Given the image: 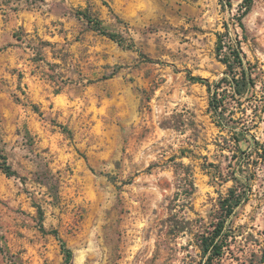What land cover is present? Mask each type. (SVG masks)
<instances>
[{
    "label": "rangeland",
    "instance_id": "374dc122",
    "mask_svg": "<svg viewBox=\"0 0 264 264\" xmlns=\"http://www.w3.org/2000/svg\"><path fill=\"white\" fill-rule=\"evenodd\" d=\"M246 2L0 0V264H65L56 233L70 264H198L248 169L224 264L264 246V162L218 145L207 87L192 80L225 77L217 35L228 24L242 36ZM243 23L264 84V0Z\"/></svg>",
    "mask_w": 264,
    "mask_h": 264
},
{
    "label": "trees",
    "instance_id": "16d2710c",
    "mask_svg": "<svg viewBox=\"0 0 264 264\" xmlns=\"http://www.w3.org/2000/svg\"><path fill=\"white\" fill-rule=\"evenodd\" d=\"M253 0H247L242 5L237 18L238 26L242 30V36L235 32L232 36L228 24L225 31L217 35L216 51L221 62L225 65V77L217 83H211L208 79L193 77L192 80L207 87L209 93L208 114L212 122L219 129V137L226 143L225 149L251 155H257L258 159L264 162V143L257 137V132L264 122V84L261 81L262 70L257 63L252 62L243 49L247 38L246 27L243 18L249 13ZM85 17L92 27L101 34L109 37L113 41L122 44L119 36L107 31L102 22L92 18L87 14H79ZM226 134V135H225ZM248 143L247 151L242 150V143ZM234 143V144H232ZM0 158H6L0 154ZM259 160L253 163H258ZM255 165V164H254ZM256 166V165H255ZM1 169L9 175H14L11 168L3 162ZM243 179L244 182H237L228 190L225 199L220 202L221 216L214 230L208 236L203 235L199 248L201 250L198 264H224L229 254H233L232 246H229V236L225 233L227 222L235 215L238 208L246 204L253 192V183L256 180V172H249ZM238 181V179H236ZM61 249L64 254L65 264H70L73 259L72 251L59 238ZM246 252L253 260L247 256L242 260V264H264V246H247ZM258 252L261 253L258 256ZM233 264V263H230Z\"/></svg>",
    "mask_w": 264,
    "mask_h": 264
}]
</instances>
